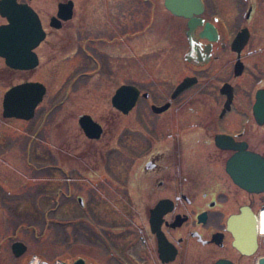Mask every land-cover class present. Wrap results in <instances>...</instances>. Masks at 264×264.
I'll list each match as a JSON object with an SVG mask.
<instances>
[{
  "label": "rangeland",
  "instance_id": "obj_1",
  "mask_svg": "<svg viewBox=\"0 0 264 264\" xmlns=\"http://www.w3.org/2000/svg\"><path fill=\"white\" fill-rule=\"evenodd\" d=\"M59 1H32L50 30L49 16ZM74 2L73 17L36 48V68L14 70L0 57V264H25L33 255L46 262L84 257L92 264H116L107 245L91 228L107 239L112 246L110 253L116 252V224L129 223L116 212V201L122 202V198H116V185L128 190L127 178L138 164L124 167L119 159H133L130 147L139 150L137 145L143 140L131 132L137 126L133 116L115 109L111 96L121 84L135 81L153 91L158 80L168 84L158 88L162 95L178 78L190 73L182 58L188 47L185 21L173 16L163 0ZM258 8L264 11V4ZM260 18L264 22V14ZM113 19L116 33H112ZM259 25L260 21L256 28ZM123 30H127L126 36L120 38ZM114 35L116 38H111ZM84 41L88 51L100 53L95 55L102 59L101 70H96L93 61L82 53ZM253 42L264 47L263 28L255 29ZM247 64L228 116L232 126L247 129L250 147L264 153V124H256L251 114L257 86L264 85V54L249 59ZM25 78L47 85L38 114L30 124L2 116L3 93ZM75 79L76 88L69 92ZM82 113L103 125L99 139L84 134L78 124ZM38 127L42 136L38 134L27 150L25 138ZM49 165L51 170L33 172V167L37 170ZM130 196L135 203L148 201L133 192ZM81 219H86L88 226ZM136 223L138 220L131 222ZM15 240L27 245L19 257L11 250Z\"/></svg>",
  "mask_w": 264,
  "mask_h": 264
},
{
  "label": "flooded vegetation",
  "instance_id": "obj_2",
  "mask_svg": "<svg viewBox=\"0 0 264 264\" xmlns=\"http://www.w3.org/2000/svg\"><path fill=\"white\" fill-rule=\"evenodd\" d=\"M16 1L28 3L37 12L46 33L43 40L49 33L63 28L65 22L70 20H62L60 27L51 25L52 17L57 14L58 4L67 0L59 1L55 12L49 16L51 30L32 5L33 0ZM202 2L204 8L197 15L202 22L191 32V39L187 34L188 19L168 10L173 16L185 21L188 47L182 58L189 65L190 73L178 78L171 90L167 89L162 95L158 88L168 86L162 80L155 81L157 86L154 85L153 91L142 88L139 84L142 82L123 83L133 84L139 89L138 98L128 113L133 116L137 125L131 128V132L135 136H142L143 140L137 145L139 150L133 145L130 147L132 154L134 153L133 159H119L124 167L128 163L130 166L133 162V166L138 163L133 174L127 178L128 190H122L120 185H116V198H122V202L116 201V212L129 223L116 224V252L113 253H110L112 246L108 245L107 239L94 230L97 237L107 245L116 264H258L259 259L264 256V191H249L234 181L226 166L237 149L222 147L230 145V142L225 141L222 145L217 141L220 134L231 136L232 145H242L245 142L247 150L264 156L263 152L250 147L246 137L247 129L238 127L237 124L232 126L228 116L241 85L240 79L247 70V61L251 58L259 59L264 54V47L253 42L255 29H264V22L260 18L264 11L258 8L259 4H264V0ZM0 16L4 19L0 25L8 22L1 14ZM258 21L261 25L256 28ZM114 23L112 33H116L115 20ZM125 31L127 30H123L120 38L126 36ZM203 32L207 35H202ZM238 36L245 41H238L233 45ZM111 38H116V35ZM85 43H82V53L88 57L89 62L93 61L91 63L95 64L96 70H101L102 59L95 55L99 53L98 50L88 51ZM240 71L241 73H237ZM185 77H193V85L173 95L177 85ZM28 80L30 79L25 78L22 82ZM231 86L233 94L230 107L227 108ZM261 87L264 85L257 86L256 91ZM40 103L32 118L38 114ZM163 106L166 108L160 111L159 107ZM251 114L253 121L258 124L252 109ZM17 119L27 124L33 122L30 119ZM103 131L102 125L100 137ZM28 135L24 143L27 150L32 148V140L35 138L28 139ZM86 137L89 138L87 135ZM28 140L30 142L27 147ZM33 172L39 173L34 167ZM114 180L116 182V175ZM89 191L92 193V190ZM132 192L148 201L144 204L133 202L130 196ZM243 211H250L256 219V244L247 247V253L235 246L230 222L233 216ZM136 220V225L131 224ZM244 226L249 227V224Z\"/></svg>",
  "mask_w": 264,
  "mask_h": 264
},
{
  "label": "water",
  "instance_id": "obj_3",
  "mask_svg": "<svg viewBox=\"0 0 264 264\" xmlns=\"http://www.w3.org/2000/svg\"><path fill=\"white\" fill-rule=\"evenodd\" d=\"M164 6L172 14L183 16L188 19V37L191 32L201 23L197 17L204 6L202 0H164ZM74 1L67 0L58 4V11L52 17L51 25L60 27L62 20L71 19L73 16ZM0 14L7 19V23L0 25V57L4 58L5 64L15 70H29L39 63L38 54L35 52L46 33L42 27L37 12L28 3H18L16 0H0ZM202 35H207L202 33ZM209 35V34H208ZM246 37V36H245ZM245 41L238 36L236 42ZM192 43V40H191ZM237 73H241L237 72ZM193 77H185L176 87L173 95H177L192 86ZM226 86V85H225ZM228 86V85H227ZM47 92V86L41 81L28 80L10 86L3 94V116L6 118L16 117L28 120L35 114L37 105L43 100ZM232 86L228 93L226 107H230L232 99ZM139 95V89L133 84H121L111 96L112 105L127 114L134 106ZM166 106L159 107L164 110ZM158 110V111H159ZM254 117L259 125L264 123V87L259 88L255 94V102L252 107ZM79 124L89 138H99L102 125L95 121L89 114L79 116ZM232 137L220 134L217 136L218 143L230 142L231 147L237 151L228 159L226 169L234 181L241 187L255 192L264 191V156L247 150L246 143L232 145ZM82 204V198L78 199ZM234 234V244L240 250L247 253V247L256 244V219L250 211L235 215L230 219ZM248 223L249 227L244 226ZM27 249V245L15 240L11 243V250L16 257L21 256ZM71 264H92L84 257H78ZM258 264H264V256Z\"/></svg>",
  "mask_w": 264,
  "mask_h": 264
},
{
  "label": "trees",
  "instance_id": "obj_4",
  "mask_svg": "<svg viewBox=\"0 0 264 264\" xmlns=\"http://www.w3.org/2000/svg\"><path fill=\"white\" fill-rule=\"evenodd\" d=\"M77 81H78V79H75L74 82H71V85L69 86V88H70L69 91H70V90H73V88H76V86H74V83H76ZM67 93H68V91H67ZM67 93H65V95H67ZM60 103H61V101H58V102H57L58 105H60ZM40 127H41V126H40ZM40 127H38L37 129L33 130L31 136H29L28 139H33V137H34V136L36 137L38 134L41 135ZM28 142H30V141H29V140L27 141V145H26L27 147L29 146ZM47 169H50V166H48L47 168H46V166H41V167L38 168V171H39V173H41V171H45V170H47ZM55 205H57V202H56V201H55ZM48 212H49L48 210H47L46 212H44V215H47ZM80 222L86 224L88 221H87L86 219H81ZM46 226H49V223L46 222ZM89 227H90V226H89ZM91 230H92V232L96 235L94 229L91 228ZM94 234H93V235H94ZM96 236H97V235H96Z\"/></svg>",
  "mask_w": 264,
  "mask_h": 264
},
{
  "label": "built area",
  "instance_id": "obj_5",
  "mask_svg": "<svg viewBox=\"0 0 264 264\" xmlns=\"http://www.w3.org/2000/svg\"><path fill=\"white\" fill-rule=\"evenodd\" d=\"M25 264H70V263L59 259H55L51 262H45L39 256L33 255Z\"/></svg>",
  "mask_w": 264,
  "mask_h": 264
}]
</instances>
